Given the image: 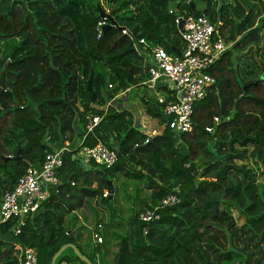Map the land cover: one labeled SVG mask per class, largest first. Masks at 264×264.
<instances>
[{"label": "trees", "instance_id": "16d2710c", "mask_svg": "<svg viewBox=\"0 0 264 264\" xmlns=\"http://www.w3.org/2000/svg\"><path fill=\"white\" fill-rule=\"evenodd\" d=\"M100 1L0 0V197L48 152L83 138L78 148L62 152L57 193L20 232H12L14 221L0 225V264H18L14 244L33 248L37 264H50L62 245L75 244L66 217L87 200L107 203L113 196L104 195L107 181L115 190L119 177L140 182L147 196L130 213L112 264H264V192L253 170L237 162L250 158L264 170L260 0ZM203 10L230 43L208 69L215 82L194 106L192 130L179 136L164 125V104L141 92L145 112L161 126L145 142L132 113L114 99L148 76L132 38L178 55L184 42L174 11ZM101 12L106 24L98 29ZM111 99L115 104L104 109ZM91 114L101 119L86 131ZM97 143L115 151L111 167L76 156ZM169 193L177 204L159 209V219L149 224L138 219ZM227 207L244 217L241 226ZM63 263L85 264L70 248L55 260Z\"/></svg>", "mask_w": 264, "mask_h": 264}, {"label": "built area", "instance_id": "2783aa9c", "mask_svg": "<svg viewBox=\"0 0 264 264\" xmlns=\"http://www.w3.org/2000/svg\"><path fill=\"white\" fill-rule=\"evenodd\" d=\"M190 2L191 0H185V3ZM260 3L264 13V0H260ZM175 15V23H181V29L178 31L184 42V48L178 55L168 54L162 47L152 45L142 38H132V41L134 50L144 61V68L148 75L140 86L164 92V94L156 93L157 102L164 104L162 110L165 116L164 125L174 135L179 136L192 130L194 106L204 99L208 88L215 82L208 69L221 58L230 43H227L219 32L221 24L212 23L206 14L193 15L181 11ZM105 24L106 17H101L97 22V28L100 29ZM122 33L126 34V31L123 29ZM135 86L137 85L127 88L125 92ZM109 104L110 101L107 105ZM86 119V131H91L101 118L91 114ZM159 131L152 129L147 132L145 142ZM64 150L67 148H55L48 152L39 167H28L17 180L14 188L2 194L0 225L14 221L15 224L12 227L14 235L20 232L28 218L37 214L44 201L53 193H57L58 170L62 165ZM81 154L85 163L92 161L104 168L111 167L116 161L115 151L101 143L89 148L84 147ZM105 194L108 192L106 191ZM178 202V196L175 193H169L160 200L158 206L139 212L138 219L149 224L159 219V209L173 206ZM100 229V224L91 229V238L97 243L102 242V237L99 235ZM146 233L147 227H144L143 234ZM14 247L17 251L18 264H37V255L33 248L16 244Z\"/></svg>", "mask_w": 264, "mask_h": 264}, {"label": "rangeland", "instance_id": "374dc122", "mask_svg": "<svg viewBox=\"0 0 264 264\" xmlns=\"http://www.w3.org/2000/svg\"><path fill=\"white\" fill-rule=\"evenodd\" d=\"M97 1L101 3L100 0H93V3H97ZM242 2H244V0H242ZM138 91L143 92L148 97H155V99L157 97L156 93L159 92L158 90L149 89L144 86L140 89H134L132 92L127 93L128 102L124 107H127L129 111L132 114L135 113V115L138 114L140 107L141 114L140 116L137 115L135 116L134 118L135 121L142 120L143 122L145 121V123L150 121L151 123H153V126L157 128L156 119L155 118L150 119L149 117H147L144 106L142 105V103H140V100L136 98L137 97L136 94ZM107 107L108 105L106 104L104 106V109H106ZM162 120L165 121V116L163 115H162ZM144 125L148 126L149 124H144ZM145 129L148 128L146 127ZM150 131L151 129L148 132ZM237 162L242 163L251 170H253L255 175V180L257 181L258 185L264 189V170L261 168V166L250 158L237 160ZM113 185L115 187V190H113L112 192L113 196L109 199V201H107V203L97 202L95 203L93 208L94 210H96V215H95L96 220L99 219V221H103L105 223L104 232L105 230L107 231V229L109 228V230H113L115 232L121 233V235H118V238L119 240L120 239L122 240L123 238L122 235L126 233L127 221L128 218L130 217V213L133 210H138L140 208L141 206L140 199H144L147 196V194L140 182L136 183L132 181H127L119 177L116 180H114ZM111 212L117 217L116 223H118L119 225H116V223L112 224L110 220H107V218H109V216L112 215ZM231 212H232V217L234 218L235 225L241 226L244 223V217L238 214L237 210L235 209L232 210ZM70 219H71L70 215L66 217V223H69Z\"/></svg>", "mask_w": 264, "mask_h": 264}, {"label": "crops", "instance_id": "0c3cea01", "mask_svg": "<svg viewBox=\"0 0 264 264\" xmlns=\"http://www.w3.org/2000/svg\"><path fill=\"white\" fill-rule=\"evenodd\" d=\"M216 1L219 4L232 2V0H216ZM244 1H246V0H244ZM196 3H198V1ZM174 12L178 13V11H174ZM138 88H141V86L135 87V88L130 89L129 91H127L125 93L123 92V93L115 96V98H114L115 100H117V99L122 100L121 104H119V102H116L118 104H115L114 99L110 100V104L113 103V104L117 105V108L124 107L126 105V103L128 102L127 93L132 92L134 89H138ZM136 95H137L136 98H138L139 100L143 96L140 91H138ZM140 103H142V105L144 106V104L141 100H140ZM140 114H141V109L139 107V112L136 115L140 116ZM132 115H133V118H135V116H136L135 113H133ZM146 115H147V117L152 119V117L149 116L147 113H146ZM156 122H157L156 123L157 128L154 127L153 123H151L150 121L147 123H145V121L143 122L142 120L135 121V123L139 126V129L144 134H147V132L150 129L151 130L152 129L161 130V126L158 123L157 119H156ZM144 124H149V125L145 126ZM73 127L75 130V133L78 134L79 132H81V129H80L78 124L74 125ZM146 127L148 129H145ZM82 140H83V138H80L79 140L75 138L72 142L66 141L65 147L67 148V150H71L74 148L76 149L81 145ZM81 148H79L76 156L80 157L82 160ZM83 163H85V162L83 161ZM262 190L264 191L263 188H262ZM94 205H95V202L93 200H87L82 208H80L76 211H73V212H71V214H69L71 216L72 221L70 219V222L67 223V225L70 227V233L75 239V244H77L81 248V250L84 252V254L86 256L93 257L97 264H105V263L112 264L114 255H115L116 251L118 250V247H119L120 242H121V239L119 240V238H118V235H121V233L115 232L113 230H109V228L107 229V231L105 230V232H104L105 223L103 221H99V219L96 220V218H95L96 210H94V208H93ZM229 210H230V214L232 215L231 211L234 209L231 207H227V211H229ZM116 218L117 217L112 213V215H110L109 218H107V220H110L111 223L114 224V223H116ZM94 219H95V222H94ZM97 224L102 225L101 229L99 230V235L102 237L101 243H97L91 238V229L95 228ZM116 225H119V224L116 223ZM114 229H116V228H114ZM101 261H103L104 263H102ZM63 264H65V263H63Z\"/></svg>", "mask_w": 264, "mask_h": 264}, {"label": "water", "instance_id": "95a60500", "mask_svg": "<svg viewBox=\"0 0 264 264\" xmlns=\"http://www.w3.org/2000/svg\"><path fill=\"white\" fill-rule=\"evenodd\" d=\"M206 11L203 10V13H205ZM100 16L103 17L104 14L101 12L100 13ZM104 29V28H103ZM177 29L180 30L181 29V23H178L177 24ZM263 37H264V31H263ZM263 46H264V42H263ZM0 86L2 88L5 87V77H4V74L1 73V76H0ZM246 87H249V85H246V86H243V88L245 89ZM107 192H108V195H109V198L111 197L110 195H112V192H113V187L111 185V182L110 181H107ZM2 197V195H1ZM1 197H0V200H1ZM66 248H70L72 251H73V254L81 261V262H84L85 264H93L89 258L87 256H85L83 253H81V251L77 248V246L73 243H68V244H64L62 245L52 256L51 258V261H50V264H55V260L57 259V257L66 249Z\"/></svg>", "mask_w": 264, "mask_h": 264}, {"label": "clouds", "instance_id": "9594fccd", "mask_svg": "<svg viewBox=\"0 0 264 264\" xmlns=\"http://www.w3.org/2000/svg\"><path fill=\"white\" fill-rule=\"evenodd\" d=\"M110 101V100H109Z\"/></svg>", "mask_w": 264, "mask_h": 264}]
</instances>
